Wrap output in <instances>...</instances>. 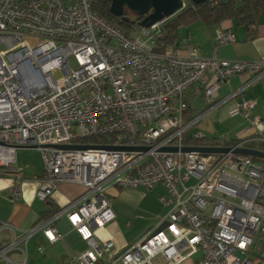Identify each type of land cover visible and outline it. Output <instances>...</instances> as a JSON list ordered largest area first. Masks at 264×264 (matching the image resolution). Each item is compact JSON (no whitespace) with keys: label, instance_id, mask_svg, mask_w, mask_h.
<instances>
[{"label":"built area","instance_id":"1","mask_svg":"<svg viewBox=\"0 0 264 264\" xmlns=\"http://www.w3.org/2000/svg\"><path fill=\"white\" fill-rule=\"evenodd\" d=\"M167 20L125 33L95 14L90 0H0V176L11 178L7 198L17 203L23 195L19 149L41 155L42 172L33 183L34 198L42 204L60 183L83 189L28 231L0 221V264H27V243L38 233L49 244L62 240L57 229L62 217L87 246L73 256L74 264H153L157 257L166 264L264 261V250L253 254L264 243V162L235 152L264 145V118L243 96L264 77V58H202L195 48L178 54L161 43ZM28 37L38 43L30 47ZM233 42L232 31H216V46ZM239 75L248 80L220 98L221 87ZM188 96L202 98L205 114L234 100L254 132L225 146V136L205 139L196 131L190 140L208 143L188 144L185 133L198 121L184 120ZM185 147L230 150L200 153ZM158 185L169 210L136 243L112 254L111 243L95 239L94 232L114 220L108 187ZM14 253L21 259L12 258Z\"/></svg>","mask_w":264,"mask_h":264},{"label":"crops","instance_id":"2","mask_svg":"<svg viewBox=\"0 0 264 264\" xmlns=\"http://www.w3.org/2000/svg\"><path fill=\"white\" fill-rule=\"evenodd\" d=\"M218 29L232 31L235 42L216 46L215 34ZM252 30L254 35L250 36L244 27L238 26L233 20H226L211 26H205L202 22L197 21L188 27H179L175 44L169 48H173L181 55L185 54L188 49L195 48L202 58H209L215 54L218 58L225 60L255 61L263 59L264 12L252 26ZM247 80L246 75L231 77L221 87L218 93L219 97L224 98L236 91ZM243 96L256 103L254 113L264 118V77L245 90ZM187 110H189V119L186 121L198 119L188 131L186 136L188 141L196 131H201L205 139H214L223 135L226 141L243 139L254 132L237 113L235 101L232 99L205 114L206 106L202 98L188 96ZM34 178L25 179L23 174V195L17 203H11L7 198V189L11 185V178L0 176V221L9 223L22 232L31 229L41 220L47 210L58 212L83 191L76 184L60 183L52 193L49 205L46 206L34 198L36 188L33 183ZM106 193L114 220L105 227L96 230L94 237L100 243H111L113 245L112 254L122 252L142 236L138 239L124 237L119 227L120 222L126 220L124 226L128 228L131 226V221L128 219L142 211L147 215L145 220L154 227L159 218L169 210V206H164L160 201L166 195L165 189L160 185L151 190L143 187L136 189L108 187ZM134 217H137V214ZM57 229L63 235V239L53 244H49L41 233L36 234L28 241L26 246L27 264H74L73 256L86 250V243L80 239L77 232L70 228L64 217L58 220ZM39 248L43 249L42 253H39ZM11 256H14L16 260L21 259L17 253L11 254ZM107 260L106 258L105 261Z\"/></svg>","mask_w":264,"mask_h":264},{"label":"trees","instance_id":"3","mask_svg":"<svg viewBox=\"0 0 264 264\" xmlns=\"http://www.w3.org/2000/svg\"><path fill=\"white\" fill-rule=\"evenodd\" d=\"M188 1V0H184ZM111 0H90L92 10L98 16L104 18L118 29L129 33L133 31L142 21L143 17H136L128 9H124L122 17H114L109 13ZM264 12V0H213L202 5H187L181 12L167 20L163 26V48H169L175 44L177 29L179 27H188L194 22L200 21L205 26L217 25L226 20H233L238 26H242L253 36L252 26L256 24L259 16ZM188 111L184 115V120H188ZM85 143L91 142L86 140ZM187 143L205 144L206 141H191ZM237 143V140L225 141L223 145L231 146ZM254 148L264 151V145H253ZM49 205V201L45 203ZM57 211L47 210L41 217V220L48 219Z\"/></svg>","mask_w":264,"mask_h":264},{"label":"water","instance_id":"4","mask_svg":"<svg viewBox=\"0 0 264 264\" xmlns=\"http://www.w3.org/2000/svg\"><path fill=\"white\" fill-rule=\"evenodd\" d=\"M211 0H111L109 6V13L114 17H122L124 9H128L132 15L136 17H143L138 26L149 28L155 23L172 18L181 12L190 3L193 5H202ZM63 150H78V149H91L98 148L97 146H82V145H59L55 146ZM106 149L113 150V147H105ZM34 149V148H30ZM135 150V149H127ZM174 151L175 149H168ZM183 151H195L200 153H226L229 148H211V147H185ZM235 152L252 156L264 162V152L256 149L238 148ZM160 228L158 231H160Z\"/></svg>","mask_w":264,"mask_h":264},{"label":"rangeland","instance_id":"5","mask_svg":"<svg viewBox=\"0 0 264 264\" xmlns=\"http://www.w3.org/2000/svg\"><path fill=\"white\" fill-rule=\"evenodd\" d=\"M27 42L30 47H34L38 43V40L28 37ZM0 49L4 50V47L0 46ZM69 67L73 68L72 61H70ZM54 76L55 78H58L61 76V73L59 71H56L54 72ZM188 133L189 132L185 133V136H187ZM16 164L19 168L22 169L25 179H33L34 177H38L42 172L41 155L39 151L35 149H19L16 153ZM262 165L264 166V163H262ZM136 214L137 217H134ZM135 215L128 219L129 221H131V226L128 228L124 226L126 220H124V222H120L119 227L122 231V234L126 238L131 237L138 239L141 235H144L153 227V225H151L149 221L145 220L147 216L145 213L141 211L139 213H135ZM263 250H264V243H261L259 247H257L253 251V254L259 257ZM11 257L15 259L14 256ZM199 257H200V253L193 256L191 260L196 261L197 259H199ZM153 264H166V263H164L161 258L157 257L153 261ZM261 264H264V261H262Z\"/></svg>","mask_w":264,"mask_h":264}]
</instances>
